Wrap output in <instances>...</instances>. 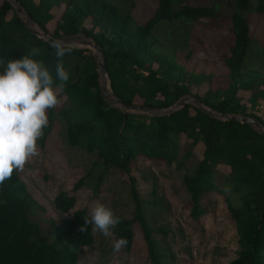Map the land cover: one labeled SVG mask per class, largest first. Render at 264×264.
<instances>
[{
    "label": "trees",
    "instance_id": "1",
    "mask_svg": "<svg viewBox=\"0 0 264 264\" xmlns=\"http://www.w3.org/2000/svg\"><path fill=\"white\" fill-rule=\"evenodd\" d=\"M16 1L46 33V24L54 17L51 10L63 5L50 36L55 39L82 33L94 40L101 48L111 93L126 104L166 110L184 95L191 94L211 111L251 116L264 126V121L258 115L246 112L245 104L235 96L239 87L251 89L250 103L260 100L264 107V89L258 87L264 84L263 73L259 70L245 73L252 34L243 12L248 10L251 0H225L235 6L229 15L231 37L225 45L227 49L218 57L225 75H214L213 78L210 75L209 90L203 96L191 91V83L204 78L191 79L184 70L183 63L188 61L191 52L182 53L174 48L169 57L167 51H157L155 31L159 22L212 21L215 17L213 7L184 5L174 11L176 0H158L151 16L137 22L129 12L122 13L108 0ZM255 11L264 13V0L257 1ZM8 12L12 13L9 18ZM86 19H89L90 27L84 25ZM33 48H38L40 54L31 58L43 62L55 78L56 56L52 44L33 35L10 2L1 0L0 69L7 61L22 58ZM83 51L74 47L63 58L64 67L70 62L76 77H71L73 81H67L60 91L59 95L65 96V101L59 111H56L58 108L48 110L49 122L43 129L41 144L47 139L56 113L60 114L66 122L67 142L94 153L98 158L94 165L103 168L91 185L96 193L105 171L117 168L128 172L138 155L169 164L176 161L178 168L186 170L183 184L189 194L193 218L204 211L201 206L204 195L212 191L224 194L239 246L237 256L229 264H264L261 255L264 250V131L249 123L214 116L189 103L168 114L154 115L115 106L102 93L96 62L84 60ZM174 73L177 77L171 82ZM246 75L249 77L245 80ZM216 81L223 82L216 89L223 90L221 97V94L213 97L214 91H211ZM182 136L189 142L181 145L179 139ZM197 145H202V157L196 158L188 167L184 159L192 155L190 149ZM220 168H225L222 181L218 178ZM133 181L131 194L135 201V216L131 219L118 216L120 223L112 232L116 240L125 238L128 241L124 249L129 251L137 223L150 264H161V255L152 236L157 230L149 224ZM85 183V178H79L73 189ZM234 198L238 199L236 203ZM53 203L57 211L67 213L74 206L75 197L62 191L54 197ZM29 208L27 186L14 172L0 185V264H77L78 251L94 242L92 225H88L86 231L80 230L84 219L89 218L86 209L74 210L71 216L57 224L51 222L53 239L47 240L42 237L38 224L30 220Z\"/></svg>",
    "mask_w": 264,
    "mask_h": 264
},
{
    "label": "rangeland",
    "instance_id": "2",
    "mask_svg": "<svg viewBox=\"0 0 264 264\" xmlns=\"http://www.w3.org/2000/svg\"><path fill=\"white\" fill-rule=\"evenodd\" d=\"M108 1L122 13L129 12L135 21L143 22L151 16L158 0ZM257 1L251 0L248 10L243 12L248 18L252 34L245 73L259 70L264 75V13L255 11ZM184 5L213 7L214 20L201 19L195 22L176 20L165 24L159 22L158 29L155 31L158 37L156 50L167 51L169 57H172L171 51L174 48L182 53L191 52L188 61L183 63L184 70L190 74L191 79L196 76L204 78V80L191 83V91L203 96L209 90L207 81L210 75L212 78L214 75L221 77L225 75L224 67L218 57L227 49L225 45L231 37L229 15L235 10V6L232 2L225 0H176L173 10L176 11ZM62 11L63 5L51 10L54 17L46 24L47 33L36 24L31 27L50 36ZM11 14L8 12L7 18ZM18 15L26 22L23 15ZM90 24L89 19L84 21L85 26L90 27ZM77 38L91 39L82 33L55 39L84 49V60L99 61L100 56L98 60L94 48L79 46L76 41H74L76 44L71 43V40ZM4 65L0 73L3 72ZM153 65L157 67L156 62ZM72 68L70 62L65 66V70L69 73L68 81H73L74 78L71 79V77L76 74ZM176 77L177 73H174L170 81H174ZM248 77L246 75L245 80ZM99 84L106 93L105 99L118 106L111 100L113 96L107 77L99 76ZM219 84L223 82L216 81L212 84L213 97L218 94H221L220 97L223 96V90H216ZM258 87L264 89V84L261 83ZM251 95V89L246 90L241 87L235 92V96L242 104H245L246 112L254 113L264 121L262 101L257 100L254 104L250 103ZM59 96L61 103L56 107L58 108L56 111H59L65 101V96ZM184 97L188 98L186 103L197 106L194 96L186 94L182 98ZM136 101L140 102V99L137 98ZM211 112L219 117L214 111ZM144 113L163 114L164 110H151ZM65 128L64 118L56 113L47 139L42 144L40 138L37 142L38 154L29 159L23 171H14L27 186L30 195L28 215L30 220L40 227L42 237L47 240L53 239L51 222L57 224L63 218L71 216L72 212L77 209H86L89 214V210L96 203L104 204L113 210L117 217L133 218L135 216V201L131 194L133 179V186L141 200L149 224L151 228L157 230L152 236L156 241L157 251L161 255V264H229L237 256L238 235L223 193L212 191L204 195L201 199L204 211L197 218H193L190 215L189 194L183 184L186 170L178 168L176 161L169 164L164 160L142 155H138L132 161L128 172L117 168L105 171L99 192L96 193L91 185L95 181L97 172L103 168L94 165L98 160L94 153H87L82 148L67 142ZM254 128L264 131L262 125L261 127L254 126ZM179 142L183 145L189 142V139L182 136ZM190 150L192 155L184 159L188 167H191L196 158L202 157L203 149L202 145H197ZM220 170L218 178L222 181L225 168H220ZM88 172L90 174L87 177ZM82 177L86 179V183L73 189L74 183ZM62 191L75 197V204L67 213H60L53 205L54 197ZM237 201L238 199L234 198V203ZM133 231L134 239L131 250L127 251L122 248L118 253L113 248L116 241L114 234L104 237L99 231H93L94 242L91 246L78 251L77 264H150L146 244L137 223ZM261 255L264 263V250Z\"/></svg>",
    "mask_w": 264,
    "mask_h": 264
},
{
    "label": "clouds",
    "instance_id": "3",
    "mask_svg": "<svg viewBox=\"0 0 264 264\" xmlns=\"http://www.w3.org/2000/svg\"><path fill=\"white\" fill-rule=\"evenodd\" d=\"M52 47L56 56L55 78L43 62L31 58L40 54L38 48L22 58L7 61L0 73V185L14 171H23L29 159L38 154L37 142L48 125V110L61 103L59 93L69 80L63 58L73 51L74 45L57 40ZM119 223L113 210L96 203L80 230L86 231L92 225L94 232L110 237ZM127 243L125 238L116 240L114 251L120 252Z\"/></svg>",
    "mask_w": 264,
    "mask_h": 264
},
{
    "label": "water",
    "instance_id": "4",
    "mask_svg": "<svg viewBox=\"0 0 264 264\" xmlns=\"http://www.w3.org/2000/svg\"><path fill=\"white\" fill-rule=\"evenodd\" d=\"M9 1L15 8L16 12L18 14H21L25 17L26 22H24L26 28L35 36L42 37L43 40H46L47 42H49L50 44L53 45L54 41H57L56 39L46 35L45 33H40L37 30H34L31 26L34 24L33 20L30 18V16L26 13V11L23 9V7L20 5V3L16 0H7ZM80 39V38H79ZM82 44L84 45H90L92 48L95 49V51L97 52V54L100 55V60L96 62L97 64V71L99 76L102 77H106V69H105V65H104V58L103 55L101 53V48L99 47V45L92 39H85L83 40ZM103 95H105V91L102 90ZM113 99H111L114 103L120 105L121 107L127 109V110H131V111H139V112H149L151 111V109L148 108H143V107H135V106H131L126 104L125 102L121 101L120 99L116 98L113 94ZM188 101V98H180L172 107H170V110H164L163 114H168L169 112L173 111L174 109H176L177 107H181L183 106L186 102ZM194 102L201 108L206 109L210 114L214 115L211 110H209L208 108L204 107L197 99L194 100ZM216 114L219 115L220 118H224V119H232V120H236L242 123H249L252 124L256 127H261L259 121L251 116H245V115H239V114H220L215 112Z\"/></svg>",
    "mask_w": 264,
    "mask_h": 264
},
{
    "label": "bare ground",
    "instance_id": "5",
    "mask_svg": "<svg viewBox=\"0 0 264 264\" xmlns=\"http://www.w3.org/2000/svg\"><path fill=\"white\" fill-rule=\"evenodd\" d=\"M83 40H85V39H82V38H80V39H75V40H71V43H75L74 41H76L77 42V45H79V46H85V47H90L91 48V46L90 45H84V44H82V42H83ZM76 44V43H75ZM97 53V52H96ZM99 54H97L96 55V57H97V59L99 60ZM102 78H106V77H102ZM107 82V81H106ZM106 94V93H105Z\"/></svg>",
    "mask_w": 264,
    "mask_h": 264
}]
</instances>
